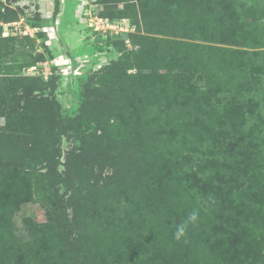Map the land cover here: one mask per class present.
<instances>
[{
	"label": "trees",
	"instance_id": "16d2710c",
	"mask_svg": "<svg viewBox=\"0 0 264 264\" xmlns=\"http://www.w3.org/2000/svg\"><path fill=\"white\" fill-rule=\"evenodd\" d=\"M112 2L122 7L101 15L134 21L131 47L115 45L119 58L98 70L113 81L92 83L66 123L57 101L39 95L54 93L57 78L23 73L45 61L36 39L2 35L20 16L0 5V264H243L235 253L243 261L249 252L261 264L264 4ZM228 37L251 49L219 45ZM67 134L77 146L64 198L52 170ZM37 197L47 221L18 242L13 212ZM228 209L246 227L245 248L232 242ZM193 210L197 223L177 241L175 226ZM58 219L71 235L58 232Z\"/></svg>",
	"mask_w": 264,
	"mask_h": 264
},
{
	"label": "rangeland",
	"instance_id": "374dc122",
	"mask_svg": "<svg viewBox=\"0 0 264 264\" xmlns=\"http://www.w3.org/2000/svg\"><path fill=\"white\" fill-rule=\"evenodd\" d=\"M58 1L56 13L55 3ZM248 4L260 6L264 0H247ZM1 11L14 9L19 13L17 22L2 25V35H30L36 39V49L42 52L45 61L36 63L33 68H26L23 73L29 76L49 72L57 78L58 87L51 93L50 90L40 92L39 95L54 98L59 104L60 116L63 123L73 119L79 110L89 100L87 92L92 90V83L102 82L109 85L113 81L109 76L99 72V68L115 62L120 53L115 45L123 41L128 47L129 33L135 30L134 21L129 18L102 17L103 10L121 8L122 3L112 0H0ZM109 6V8H107ZM257 34V32H253ZM256 36V35H255ZM193 43H206L208 41L193 40ZM212 43V42H211ZM219 45L234 49H251L242 47L237 40L228 37V41ZM44 94V95H43ZM103 96V95H102ZM101 99V98H100ZM103 100V99H102ZM4 118H0V126ZM99 133V132H98ZM60 156L58 170H52L54 188L65 198L69 192L65 182H70L67 165L77 143L70 134L62 135L59 139ZM43 167V166H42ZM87 191H83L86 193ZM92 193V192H91ZM97 192L92 193L96 195ZM95 204H91V209ZM236 221L232 242L245 248L248 237L243 238L245 226L239 223V215L234 210L228 209ZM65 214L70 218L72 209H66ZM227 213L225 220L232 224ZM63 219V218H62ZM47 221L46 207L40 197L20 204L18 210L13 212L11 227L16 241L25 242L38 234V229ZM58 232L62 235L69 234L64 221L58 219ZM41 228V227H40ZM225 231H229L225 228ZM264 246V242L262 244ZM261 264H264V253L259 252ZM244 260L235 253V262L243 264L252 263V253H245Z\"/></svg>",
	"mask_w": 264,
	"mask_h": 264
},
{
	"label": "clouds",
	"instance_id": "9594fccd",
	"mask_svg": "<svg viewBox=\"0 0 264 264\" xmlns=\"http://www.w3.org/2000/svg\"><path fill=\"white\" fill-rule=\"evenodd\" d=\"M199 218V210H193L190 212L185 220L175 226L173 232L174 239L181 240L186 236L187 230L190 225H195Z\"/></svg>",
	"mask_w": 264,
	"mask_h": 264
},
{
	"label": "water",
	"instance_id": "95a60500",
	"mask_svg": "<svg viewBox=\"0 0 264 264\" xmlns=\"http://www.w3.org/2000/svg\"><path fill=\"white\" fill-rule=\"evenodd\" d=\"M57 9H58V1H56V3H55V10H54V13H56Z\"/></svg>",
	"mask_w": 264,
	"mask_h": 264
},
{
	"label": "built area",
	"instance_id": "2783aa9c",
	"mask_svg": "<svg viewBox=\"0 0 264 264\" xmlns=\"http://www.w3.org/2000/svg\"><path fill=\"white\" fill-rule=\"evenodd\" d=\"M34 66H32L31 68H33ZM45 77H47V76H45Z\"/></svg>",
	"mask_w": 264,
	"mask_h": 264
}]
</instances>
